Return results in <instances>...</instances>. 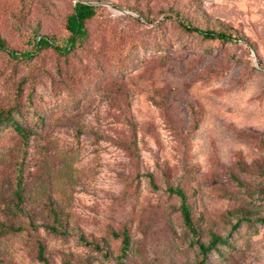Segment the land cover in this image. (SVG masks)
Segmentation results:
<instances>
[{"label": "rangeland", "instance_id": "obj_1", "mask_svg": "<svg viewBox=\"0 0 264 264\" xmlns=\"http://www.w3.org/2000/svg\"><path fill=\"white\" fill-rule=\"evenodd\" d=\"M79 2L85 39L37 52ZM0 39V111L31 134L0 122V264H198L174 189L198 239L226 238L203 264H264V0H0Z\"/></svg>", "mask_w": 264, "mask_h": 264}, {"label": "trees", "instance_id": "obj_2", "mask_svg": "<svg viewBox=\"0 0 264 264\" xmlns=\"http://www.w3.org/2000/svg\"><path fill=\"white\" fill-rule=\"evenodd\" d=\"M96 16V8L90 4L79 2L75 5L73 8V12L70 16L67 18V24L66 29L70 33V37L67 40L65 47H58L55 46V43L53 40L49 39L48 37H40L35 42L36 51L45 50L48 48H54L57 52L61 54H68L70 51H72L78 41L85 39L87 36V30L85 28V24L87 21L93 19ZM184 29L191 33H197L202 35L204 38L207 39H228L229 37L226 36L224 33H216L215 31H203L197 27H192L185 25ZM6 44L0 39V50H5ZM9 57H11L14 60H32L34 57L33 53L25 52V53H17L14 51L7 53ZM11 122L12 126L16 130V132L20 135L22 138V141L25 146H28L29 139H30V132L23 128L19 123L15 122L11 116V113L8 111H0V122ZM21 172V170H20ZM174 194H176L180 199V206L179 211L181 213L182 221L185 225V227L189 230V232L194 237V241L198 245L200 249V255L201 260L198 264H203L205 258L213 251H217L218 247L221 245L226 244V238H223L217 233H212L211 238L208 244L203 243L200 238L198 239V231L195 227V223L192 217V210L191 205L188 202V197L186 193L182 189H174L172 191ZM15 198L17 200V206L18 209H20L19 205L23 203V179L22 176H19L18 183H17V190L15 191ZM21 210V209H20ZM52 214L54 216V223L53 224H47L44 226L46 230H48L50 233L55 235H62L65 234L66 227L62 220H60V216L56 211H52ZM248 218H245L242 216L240 219H238L237 223L233 226V230H236L239 225L242 222H248ZM261 222L264 223V219L261 220ZM116 237L122 238V246H121V259H124L127 257V252L130 247V238L128 234L122 233V235H115ZM79 241L87 246L91 247L97 251H102L103 248L101 245L94 240H89L86 236L83 234H80ZM39 259L42 262H47V259L44 255V246L39 243Z\"/></svg>", "mask_w": 264, "mask_h": 264}]
</instances>
